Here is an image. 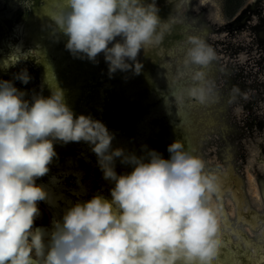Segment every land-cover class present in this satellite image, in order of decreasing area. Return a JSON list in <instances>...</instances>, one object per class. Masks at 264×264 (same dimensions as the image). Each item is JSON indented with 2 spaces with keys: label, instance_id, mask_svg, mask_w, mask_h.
<instances>
[{
  "label": "clouds",
  "instance_id": "9594fccd",
  "mask_svg": "<svg viewBox=\"0 0 264 264\" xmlns=\"http://www.w3.org/2000/svg\"><path fill=\"white\" fill-rule=\"evenodd\" d=\"M158 12L155 0H59L43 27L51 26L52 37H66L73 58L95 63L102 54L110 78L117 71L138 75V54L171 27V17L162 21ZM215 55L203 40L189 38L188 86L176 91L178 102L217 101L205 72ZM30 79L26 68L0 79V264H215L221 221L209 210V198L218 177L204 171V161L180 141L167 146V159L151 149L137 156L113 148V133L91 115L75 114L59 87L25 99L15 81ZM69 143L89 146L102 179L112 185L110 198L97 192L47 225L37 224L39 204L49 202L38 181L53 180L56 145ZM117 160L131 171L118 174Z\"/></svg>",
  "mask_w": 264,
  "mask_h": 264
},
{
  "label": "water",
  "instance_id": "95a60500",
  "mask_svg": "<svg viewBox=\"0 0 264 264\" xmlns=\"http://www.w3.org/2000/svg\"><path fill=\"white\" fill-rule=\"evenodd\" d=\"M23 1L0 3V76L12 78L9 75L25 65L23 59L44 62L40 72L47 77H36L35 71L26 84L31 96H48L50 88L59 87L75 114L91 115L113 133V148L137 156L151 149L167 159V146L180 141L192 154L198 153L204 171L218 177V191L209 198V210L221 221L215 264L218 259L231 262L236 251L256 258L255 248L264 244V0H158L165 5L158 8L161 20L167 21L174 10L169 17L176 23L169 22L162 40L138 54L142 64L138 75L117 71L111 78L102 54L95 63L79 59L81 64L69 58L66 37H52L51 26L43 27L59 0H49L44 9L33 5L30 16L13 28L25 13ZM191 37L206 42L216 54L205 69L207 84L218 97L211 105L176 98V91L188 86L184 56ZM17 82L15 86L28 94ZM182 109L190 124H185ZM55 150L58 159L49 173L53 180L38 181L48 190L49 202L39 204L37 224L47 225L78 199L87 200L97 192L110 198L112 185L102 179L87 144H58ZM115 168L118 174L131 171L119 160ZM229 173L230 179H225Z\"/></svg>",
  "mask_w": 264,
  "mask_h": 264
},
{
  "label": "flooded vegetation",
  "instance_id": "af4514ba",
  "mask_svg": "<svg viewBox=\"0 0 264 264\" xmlns=\"http://www.w3.org/2000/svg\"><path fill=\"white\" fill-rule=\"evenodd\" d=\"M4 1H6L5 2V6L7 5V0H4ZM2 2V0H0V3ZM50 3L49 2V0H24L23 2H22V6H24V14L23 15H21L20 17H19V19L17 20V22L16 23H14L13 24V28H14V26L15 25H18L19 24V22H20V19L22 18V17H28V16H30L29 14V12H28V10H29V8L30 7H32L33 5L34 6H36L37 8H41V9H44V7L47 5V3ZM52 3H53V1H52ZM165 3L166 4H168L167 3V1H165ZM156 6H157V8H161V7H164L165 5L164 4H162V3H160L158 0H156ZM168 6V5H167ZM175 6L176 5H174V8H175ZM1 10V9H0ZM10 12V11H9ZM172 13L174 12V10H172L171 11ZM172 13H169L168 15H167V18H169V15L170 14H172ZM160 15V14H159ZM175 20V19H174ZM169 22H174V23H176V21H172V20H169ZM12 28V29H13ZM63 39H64V36H61ZM61 37H59V39H61ZM62 40H61V45H62V47H63V44H62ZM59 51V50H58ZM33 55L32 56H34V58H36V56L34 55V53H32ZM69 58H72V59H74L75 61H77V62H81L79 59H77V58H73L72 56H69ZM45 59V58H44ZM43 59V60H44ZM23 62L25 63V65L23 66V67H21L20 69H22V68H26L27 69V71H28V74L30 75V77L31 76H33L32 75V73H34L35 71L37 72V75H36V77H38V75H41V74H44V76H46L47 77V74H45V72L44 73H42V71L40 72V69H43L44 68V66L46 65V63H44V62H37V60L36 59H34V61L32 62V64L30 63V60L28 59H23ZM82 63H84L83 61L81 62V64ZM45 64V65H44ZM38 66V67H37ZM2 71H4L6 74H8L7 72H9V71H7V70H2ZM18 72V71H17ZM76 72H77V74L79 75V71H78V69L76 70ZM16 73V72H15ZM14 74V73H13ZM13 74L12 75H9L10 77H13ZM81 75V74H80ZM92 75H93V77L96 75V72L95 71H92ZM0 77H3L5 80H10V79H12V78H7V77H4V76H0ZM34 77V76H33ZM32 78V77H31ZM15 82H17V81H15ZM36 83H38V80H37V82ZM16 84H19V85H22L21 83H19V82H17ZM28 85V84H27ZM27 85H24L25 87H26V91L28 92V94L26 95V96H28V99H30V97H31V88L29 87V86H27ZM23 86V85H22ZM25 96V97H26ZM210 123H212V122H210ZM228 149H229V147H228ZM198 150V149H197ZM198 155V153H196V156ZM231 156V155H230ZM229 156V157H230ZM232 165V164H231ZM232 167H233V165H232ZM227 169V168H226ZM233 169H234V167H233ZM223 172H226V170L225 171H222V172H220V174H222ZM218 173V172H217ZM234 174L235 175H237V173L235 172V169H234ZM238 176V175H237ZM239 177V176H238Z\"/></svg>",
  "mask_w": 264,
  "mask_h": 264
},
{
  "label": "snow or ice",
  "instance_id": "6c2138e0",
  "mask_svg": "<svg viewBox=\"0 0 264 264\" xmlns=\"http://www.w3.org/2000/svg\"><path fill=\"white\" fill-rule=\"evenodd\" d=\"M182 115L184 116L185 124H190L191 120L188 117L187 112L184 111L183 109H182ZM225 179H230V173H229L228 177H225ZM234 199H235V195H234ZM237 206L239 208V206H240L239 201H237ZM253 218L259 219V218H255V217H253ZM237 235L239 236L240 234L237 233ZM244 243L247 247H252L250 242L244 241ZM255 252L257 255H256V258H253V257H250L246 251L245 252L236 251L233 253L234 259L231 262L222 261V260L218 259L217 264H264V244H262L258 248H255Z\"/></svg>",
  "mask_w": 264,
  "mask_h": 264
}]
</instances>
